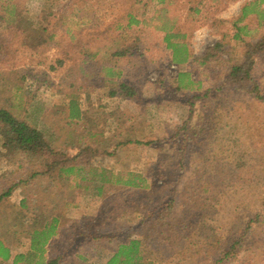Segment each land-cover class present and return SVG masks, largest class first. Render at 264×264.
Instances as JSON below:
<instances>
[{
	"label": "rangeland",
	"instance_id": "obj_1",
	"mask_svg": "<svg viewBox=\"0 0 264 264\" xmlns=\"http://www.w3.org/2000/svg\"><path fill=\"white\" fill-rule=\"evenodd\" d=\"M76 1L84 18L72 19L82 29L76 42L98 51L91 70L103 78L102 69H115L112 83H126L134 98L110 96L102 78L90 84L77 43L73 63L62 65L60 40L40 51H0V108L42 130L68 157L90 147L96 150L91 157L111 171L107 177L135 172L151 177L154 187L118 185L100 195L96 187L86 193L49 175L29 179L38 164L21 154L9 159L0 142V196L13 191L0 203V239L12 252L7 264L30 252L36 217L58 219L49 255H62L64 264H106L128 235L147 232L157 245L147 248L148 264H264V45L257 46L264 19L253 13L235 25L242 8L257 0ZM76 1L18 5L31 35L39 37L37 25L49 22L54 29L58 12L64 15L72 2L77 9ZM46 3L54 9L47 19L40 15ZM201 4L209 7L197 13ZM163 7L168 11L161 13ZM1 15L0 45L18 48L22 34ZM57 31L60 38L63 30ZM170 36V43L188 46L180 66L168 48ZM234 65L248 78L232 77ZM179 72L191 74L193 84L185 79L179 89ZM88 86L94 87L92 105L86 102L82 125L70 124L62 107L85 101ZM125 141L139 144L117 147Z\"/></svg>",
	"mask_w": 264,
	"mask_h": 264
},
{
	"label": "trees",
	"instance_id": "obj_2",
	"mask_svg": "<svg viewBox=\"0 0 264 264\" xmlns=\"http://www.w3.org/2000/svg\"><path fill=\"white\" fill-rule=\"evenodd\" d=\"M2 1L3 0H0V11H2L1 17L10 22L11 25L16 27L19 33L22 34L18 48L11 47V45H0V51L2 54L15 55V53H18L21 49L40 51L48 48L52 42H59L61 40V48L62 50H65V58L63 57L64 59H61L60 61L62 65L64 63L67 64L68 60H71L72 63L73 60H75L74 57L76 56L72 47L73 43H77L75 44L78 48L77 55H79L81 51L83 52L84 56H87V54H85L87 50L85 49L84 45L78 41L76 42L77 39L75 38V35L77 37V34L79 35L82 32V29L75 27L72 23V19L74 18L79 19L81 23L84 19L81 17L83 9L81 8L79 1L74 0L78 3L77 9H75V4L72 2L66 7V13L64 15L58 12L57 16L60 17V19L58 23H55L54 29H49V22H45L46 25H37V30L40 32L39 37L31 35L30 27L25 25L24 19H26L27 16L20 11L18 0H14V2L7 7L1 5ZM71 1L72 0H70V2ZM160 1L165 3V1L168 0ZM207 1L216 2L218 0ZM263 3L264 0H257L254 3L250 2V4L245 5L242 8L241 17L236 21L235 25H238L244 20V18L253 13L257 15L259 14L260 19H264V8L259 9ZM50 6L51 5L46 3L44 5L43 12L40 14L45 19L53 16L54 9H52ZM206 7L209 6L206 4ZM206 7L201 4V6L196 9V12L201 13L200 10H203ZM167 11V7L160 9L161 13ZM162 15L165 17L167 16L166 13ZM159 18L161 17L159 16ZM65 19H67V21ZM132 23L137 24L139 22L135 19L132 21ZM60 28H62L63 31L61 37L59 38L57 30ZM244 28L245 27H239L238 31L240 32L244 30ZM170 38H172V36L168 38V48L173 51V62L180 66L188 60V46L183 42L174 44L170 43ZM235 38L240 39L239 33H237ZM262 38L263 37H261V39ZM92 42L93 40H91V43ZM84 44L90 48L87 51L89 58L83 59V61L78 64L82 72V76H85L86 80H90V84H94V80L98 81L99 78H102L99 74L101 71L98 72V70H91V64L98 62L99 60L97 57L98 51L92 47V44ZM263 45L264 38L257 46H260L261 48ZM221 47L223 46L220 44L216 46V48ZM210 51L211 49L207 51V57L211 56ZM230 69L232 77H236V75L240 73H245L246 77L244 78H248V71H244L243 66L234 65V67ZM102 70H104L102 76H105L100 80H104V86H109L110 96L113 97L120 95L128 99L134 98L135 91L126 83H119L118 81L112 83L111 76L115 75V69L112 71L113 69H111V67H105ZM244 78H242V80H244ZM185 79L189 84H193L191 74L179 72L176 79L177 83H179V89L184 83ZM93 91L94 87L88 86L84 91L85 101L81 98L71 99L68 105L62 107L63 109L67 108L69 110L68 119L70 124L75 123L82 125L85 119V110L89 109L88 107L92 105L91 95ZM83 102L85 107H82ZM86 102L89 103V106H86ZM0 142L2 143V148L7 151L6 155L9 159H16L18 155L21 154L29 158L28 164H34V162L38 164L41 169L37 170V172L31 175L29 179L38 177L40 175H49L51 178L66 182L70 186H72V182H75L77 187H84L83 192L86 193L91 187H96L100 195L104 193L106 188L117 187L118 185L135 190H149L153 189L154 187L151 177L136 174L135 172H131L127 177H121L120 175L115 176L114 174L111 178L107 177V173L111 171L104 167L103 161H97L95 157H91L93 153H96V150H92L90 147H80L79 152L74 157H68L67 152L56 150L53 147L52 143L42 130L38 129L37 127H33L25 120L17 118L14 114H12V112L4 108H0ZM131 143L139 144V142L125 141L117 145V147L121 145L125 146ZM110 155L113 156V154ZM12 193V189L2 193L0 196V203L4 198L11 196ZM174 200V197H172V199L167 202V208H169V206L171 207V204L174 203ZM22 207L25 206L23 205ZM32 223L35 224V229L33 230L31 236L30 252L28 254L16 255L13 258L12 264H18L19 262H25V264H64L62 255H57L55 257H50L49 255L51 239L57 235L56 229L58 219L54 218L49 222L46 220L43 221L42 219H38V217H36L32 219ZM169 229L174 230V227H170ZM177 230H181V228H178ZM147 233H138L136 234L137 237L134 238L131 237V235H128V237L118 246L117 251L110 257L106 264H148V261L146 260L147 248H150V244L155 247L157 245H155L154 242H150L151 239L146 235ZM235 247L236 245H233V248ZM11 258V247L6 245V243L0 239V264H7Z\"/></svg>",
	"mask_w": 264,
	"mask_h": 264
},
{
	"label": "crops",
	"instance_id": "obj_3",
	"mask_svg": "<svg viewBox=\"0 0 264 264\" xmlns=\"http://www.w3.org/2000/svg\"><path fill=\"white\" fill-rule=\"evenodd\" d=\"M89 16H90V15H89ZM88 50H89V49H88ZM88 50H87V51H88ZM87 51L85 52V54H87V56H86V55H85V56H83V59H88V58H89V57H88V56H89V54L87 53Z\"/></svg>",
	"mask_w": 264,
	"mask_h": 264
}]
</instances>
